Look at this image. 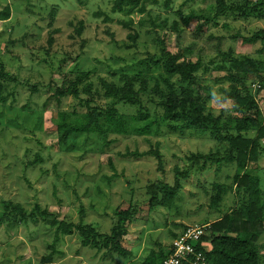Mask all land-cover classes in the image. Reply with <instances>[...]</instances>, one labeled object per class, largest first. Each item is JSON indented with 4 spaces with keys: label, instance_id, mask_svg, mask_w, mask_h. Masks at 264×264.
Here are the masks:
<instances>
[{
    "label": "rangeland",
    "instance_id": "rangeland-1",
    "mask_svg": "<svg viewBox=\"0 0 264 264\" xmlns=\"http://www.w3.org/2000/svg\"><path fill=\"white\" fill-rule=\"evenodd\" d=\"M247 1L245 6L246 0H225L234 9L206 22L217 0L148 1L144 13L134 8L130 14L114 12V0H0V11L7 5L12 9L10 18L0 19V67L8 74L4 80L12 93L0 103V217L4 201L19 202L28 210L39 203L57 218L76 223L84 207L86 222L110 232L117 211L132 212L122 238L123 247L132 250L127 258L116 254L104 260L103 252L82 246L77 233L61 236L55 243V227L39 219L0 225V264H142L159 245L168 252L175 235L187 225L212 222L238 203L235 162L203 171L192 166L194 154L225 155L226 144L215 141L210 132L190 128L184 134L172 133L162 110L150 104L158 110L159 124L145 135L79 133L63 145L59 113L72 114L76 106L72 97L59 102L55 92L71 70L90 71L95 84L99 77L119 81L123 73L137 75L136 88L143 77L161 73L170 77L161 65L153 66V59L166 50L208 66L209 70L200 71L214 94L207 110L221 114L224 121L233 114L241 116L234 101L223 99L220 90L235 84L230 78L235 72L224 55L230 51L257 62L259 78L250 73L242 76L250 86L258 81L256 97L264 112V86L259 87L264 78L260 50L264 35L245 41L264 30V17L259 16L264 13V0ZM239 5L250 14L248 18L235 17ZM135 33L136 40L129 38ZM170 79L178 84L176 76ZM118 106L128 115L138 110L136 105ZM74 118L71 115L70 120ZM154 149L162 154L161 162L149 153ZM128 152L142 156H122ZM177 169L190 171L181 190L168 205H152L149 187L174 185ZM214 182L231 187L217 204L211 202L218 192ZM261 231L258 247L264 264V222ZM51 254L52 261L43 263V257Z\"/></svg>",
    "mask_w": 264,
    "mask_h": 264
},
{
    "label": "trees",
    "instance_id": "trees-1",
    "mask_svg": "<svg viewBox=\"0 0 264 264\" xmlns=\"http://www.w3.org/2000/svg\"><path fill=\"white\" fill-rule=\"evenodd\" d=\"M148 1L154 4L158 2V0H114L112 9L114 12L130 14L134 8H138L140 13H144ZM247 2L246 0L245 6L248 5ZM228 6L225 0H217L213 16L206 17L205 21L217 19L220 14L234 9ZM236 9L240 12H235V17L237 15L249 17L250 14L240 5ZM11 15L12 9L9 5L0 11V19H8ZM259 16L264 17V13H260ZM131 23L132 21L126 25ZM261 35H264V30L251 38H245V41L253 42L261 38ZM129 38L136 40L137 33L129 34ZM260 50L264 52V49ZM224 55L230 59L229 69L235 72L230 75L235 84L230 89H220L222 98L232 99L236 111L241 116L233 114L223 121L221 114L215 115L208 111L207 102L213 98L214 94L212 86L204 83V77L200 73L202 68L204 71L209 70L208 66L203 67L199 60L181 58L180 54L172 55L165 50L161 58L153 59V66L161 65L167 75L177 77L178 84L171 83L170 77H166L164 73L159 76L141 78L140 81L138 80L139 88H136L135 82L138 79L137 75L128 73H123L119 81L99 77L97 84L90 79V71L71 70L65 73L61 85L56 89L55 96L59 102L63 97H72L76 109H73L72 114L66 110L60 111L59 141L67 145L69 139L76 134L91 132L102 136H107L109 133L145 135L159 124L158 110L157 108L152 110L150 104L162 110V118L172 133L184 134L190 128L203 133L210 132L215 141L226 144L225 155L219 158L214 153H197L191 157L192 166L196 165L198 170L203 171L214 164L235 162L238 172L234 176V190L238 203L210 224L209 230L196 247L203 251L207 264H260L261 252L258 247V237L264 222V195L258 174V162L264 153V112L256 97L255 83L258 81L250 86L246 75L242 76V74L250 73L256 74L259 78L260 71L253 58L235 57L230 51ZM6 76L8 74L1 65L0 103H6L8 97L12 95L4 80ZM260 79L259 87L263 88L264 78ZM151 81H153L152 84H150ZM147 96L148 99H146ZM156 97L159 99L156 100ZM119 104L136 105L138 110L135 114L128 115L121 112ZM71 115L75 116L73 120H70ZM149 153L153 154L159 162L162 161V154L158 149L151 150ZM122 156L138 158L142 156V153L128 152ZM189 174L188 170L177 169L174 185L150 186L152 205H168L181 190L182 179L187 178ZM212 186L218 191L217 195L212 197V204H217V201L220 203L222 196L231 191V187L226 183L214 182ZM85 215V208L82 207L80 221L76 223L57 218L55 214L42 208L39 203L28 210L19 202L4 201L0 225L9 222L26 224L29 221L43 219L46 224L55 227V243L61 236H72L77 233L80 235L82 246L103 252L104 260L114 259L116 254L123 258L130 255L131 251L122 245V238L128 233L127 223L132 219L130 209L117 211V219L110 232H102L92 223L86 222ZM169 252L170 250L166 252L164 247L159 245V248L150 251L142 264H162ZM42 260L43 263L51 262L52 254L43 257Z\"/></svg>",
    "mask_w": 264,
    "mask_h": 264
},
{
    "label": "built area",
    "instance_id": "built-area-1",
    "mask_svg": "<svg viewBox=\"0 0 264 264\" xmlns=\"http://www.w3.org/2000/svg\"><path fill=\"white\" fill-rule=\"evenodd\" d=\"M210 224L187 225L173 238L170 252L162 264H207L203 251L198 250L196 245L207 233Z\"/></svg>",
    "mask_w": 264,
    "mask_h": 264
},
{
    "label": "crops",
    "instance_id": "crops-1",
    "mask_svg": "<svg viewBox=\"0 0 264 264\" xmlns=\"http://www.w3.org/2000/svg\"><path fill=\"white\" fill-rule=\"evenodd\" d=\"M263 143H264V140H263ZM258 174L260 175V178H261V185H262V188H263V195H264V153L259 158V162H258ZM218 219L219 218H217L215 220H212V222H214V221H216ZM212 222H209V223H212Z\"/></svg>",
    "mask_w": 264,
    "mask_h": 264
}]
</instances>
